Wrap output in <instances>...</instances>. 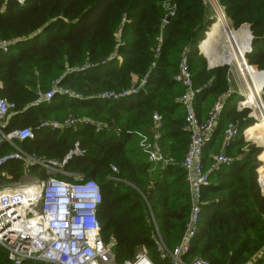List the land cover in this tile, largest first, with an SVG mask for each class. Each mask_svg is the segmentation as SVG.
<instances>
[{
    "label": "trees",
    "instance_id": "16d2710c",
    "mask_svg": "<svg viewBox=\"0 0 264 264\" xmlns=\"http://www.w3.org/2000/svg\"><path fill=\"white\" fill-rule=\"evenodd\" d=\"M166 1L24 0L20 3L0 0V39L15 41L7 54L0 52V98L16 106V115L4 132L33 129L44 120L50 121L47 116L58 112L59 108L62 111L90 109L104 123L113 124L99 132L91 124L76 130L36 129L35 139L20 146L28 154L62 161L76 144L79 145L83 156H74L65 171L99 184L103 196L98 211L102 237L106 244L114 246L119 262L133 259L142 248H146L149 255L155 250L156 234L148 205L170 248L180 243L189 217L188 189L182 169L177 166L170 172L172 165L167 164L155 171L140 148L139 139L130 133L149 132L153 113L162 114L164 154L168 150L177 163L183 160L189 136L182 130L185 115L178 104L183 88L175 83L174 77L184 51L192 50L190 65L195 84L213 80L198 96L199 117L202 115L200 103L205 107L211 96L226 89L224 70L228 68L206 72L204 62L198 60V42H201L200 51L213 66L226 57L230 64L237 63L240 73L252 83L241 105L260 107L264 116L259 102L261 98L264 103V0H219L223 10L217 13L219 19L203 0H171L176 14L164 28V40L157 55ZM224 13L235 30L243 25L250 27L254 38L250 53V33L244 28L230 34L226 20H222ZM124 21L119 42L117 34ZM224 32L226 42L231 43L228 49H220L219 45ZM194 63L196 75L192 70ZM56 79L63 87L82 93L86 98L106 87L122 90L144 79L147 83L139 95L119 101H75L56 96L51 103L32 106L38 94L46 92ZM235 99L237 101L238 97L226 102L214 139L205 149L206 162L214 152L221 150L215 151L223 122V131L228 123L240 128L236 143L244 141L243 132L247 130V138L263 148L261 159H264V134L261 133H264V120L254 122L249 118L250 110L240 112L235 104L229 106ZM55 100H60V105L56 106ZM9 151L4 145L0 155ZM253 154L244 161L237 159L232 167L212 176L209 187L203 192L200 232L184 259L186 262L203 258L210 264H247L249 261L252 262L249 264H264V197L256 173L260 162L257 154ZM114 167L118 169L117 174L112 172ZM258 174L264 194V166ZM32 175L45 177L38 167L33 169ZM22 176L23 165L15 162L4 168L1 180L9 185ZM167 176L172 178L169 184L165 182ZM113 178L119 182L114 183ZM121 181L129 182L132 187ZM175 186L183 187V198L174 193L179 190ZM0 264H11L8 252L1 246ZM163 264L170 262L163 261Z\"/></svg>",
    "mask_w": 264,
    "mask_h": 264
},
{
    "label": "built area",
    "instance_id": "2783aa9c",
    "mask_svg": "<svg viewBox=\"0 0 264 264\" xmlns=\"http://www.w3.org/2000/svg\"><path fill=\"white\" fill-rule=\"evenodd\" d=\"M17 1L24 3V0ZM208 2L215 9H220L218 0H208ZM175 14L174 9L170 10V15L162 20L157 55L164 40V28ZM124 24L125 21L122 22L118 34L119 42ZM14 44V41L0 39V52L7 54ZM251 51L252 48L248 53ZM190 55V49H186L182 54L174 81L183 88V94L178 102L185 112L182 130L189 136V144L182 168L191 193V210L183 236L176 247L170 248L160 233L154 237L155 253L162 261H169L170 264H210L203 258H195L190 262L184 259L190 254L200 232L203 192L209 187L214 174L233 166L235 161L227 151L233 147L241 134L237 124L228 123L224 132L222 150L211 155L209 162L205 161V149L214 139L229 96L219 98L207 112L206 117L199 118L195 102L208 85H205L201 91L196 90ZM146 83L147 80L144 79L138 87L130 90H110L86 98L83 94L67 89L60 81H56L49 91L38 94L32 106L51 103L58 95L75 101H119L139 95ZM15 110L16 106L13 103L0 98V148L7 145L11 149L8 153L0 155V246L8 252L11 264H154L146 248L137 251L131 260L118 261L114 246L106 244L101 233L98 211L103 196L99 184L95 180H88L78 174L65 171L69 161L74 156H83L84 152L76 144L74 150L70 151L62 161L47 160L35 154H28L19 144L35 139L36 135L32 128L16 129L8 134L4 132L8 118L15 113ZM152 119L153 131L150 135L140 131L130 133L140 138V146L148 155L150 162H164L159 146L163 116L156 112ZM90 123L93 122L70 116L62 122L42 121L38 128L52 131L69 128L76 130L81 127L80 125ZM95 125L97 131L105 127L110 128L103 123H95ZM246 131L243 132L244 138L247 137ZM120 132L121 130L118 129L117 133ZM15 162L22 163L23 176L19 181L5 185L1 180L2 171L7 165ZM35 167L43 171L44 178L32 175ZM112 172L118 173V169L114 167ZM115 180L119 182L118 179Z\"/></svg>",
    "mask_w": 264,
    "mask_h": 264
},
{
    "label": "rangeland",
    "instance_id": "374dc122",
    "mask_svg": "<svg viewBox=\"0 0 264 264\" xmlns=\"http://www.w3.org/2000/svg\"><path fill=\"white\" fill-rule=\"evenodd\" d=\"M204 1V4H208L210 5L214 15L218 18L217 16V13L218 12H222V7H221V3L219 4L220 5V9H215L209 2L208 0H203ZM219 1V0H218ZM219 3V2H218ZM172 1L171 0H167L164 4V9H165V17L164 19L170 15V10H175V7H173L172 5ZM214 19V17H213ZM226 20V27H227V31L231 34V32H241L242 29H247L249 28L248 25H243L241 28L235 30L234 28L231 27L230 23H229V20L227 19L226 17V14H224V16L222 17V20ZM213 21H216V18L213 20ZM223 32V31H222ZM220 37V36H219ZM204 39H206V35L204 37ZM227 38H226V35H225V32L222 34V37L219 38V45H221L220 49H224L226 47V49L230 48L231 47V43L229 42H226ZM201 42H198L197 45L200 46ZM245 44L243 43V46L242 48H244ZM241 48V50H242ZM187 49H190L191 48H187ZM198 49V52H197V56H198V60H201V62H204V66H205V69H206V72H211L213 70H216V69H211L210 66L212 67L213 65L210 63V61H208L209 58H207L205 56V54L203 52H201L199 50V47H197ZM251 49V48H250ZM192 51V50H191ZM207 54L209 55V51L207 52ZM248 53L245 54V57ZM239 60V59H238ZM247 60V59H245ZM230 64L229 62V59L226 57L225 60L220 63L219 65H223V64ZM178 64V63H177ZM217 65V66H219ZM178 67V65H177ZM215 67V66H213ZM224 67L228 68V70H224V72L226 73V77H227V87L225 90L223 91H220L218 92L216 95H213L211 96L207 101H209L205 107H204V103H200V109H201V114H206L205 111H209L210 108L212 107V105L214 104L215 101L219 100V98L223 97V96H229V98H233V97H238V102L236 101V99L234 101H232L233 104L229 105V106H232L235 104V107L237 108V111H242V110H245V109H248L250 110L251 114L249 115V118H252L254 122H256L257 120H261L263 119L264 120V116H261V108H252V107H249V106H242L241 104L242 103H245L246 101V95L250 93V91H248V87L251 86V80L246 78L245 76H243L239 69L238 68V65L236 62H233V64H230V66L228 65H225V66H219V67H216L217 69H223ZM196 69H197V65L196 63L192 64V70L194 72V74L196 75ZM262 73V72H260ZM61 77H58V80H61L60 79ZM57 80V79H56ZM55 80V81H56ZM57 80V81H58ZM52 82V84L47 88V91H49L53 84L55 83ZM213 80H210L209 82H207L206 84H198L197 81H196V90H199L201 91L205 85H211V82ZM141 83H139L138 85L136 86H132V87H128V88H125V89H122V90H130V89H133V88H136L140 85ZM67 89H70L68 87H65ZM110 90H117L116 88H109V87H106L104 89H102L101 91L97 92V93H94V95L92 96H95L99 93H102V92H105V91H110ZM46 91V90H45ZM46 91V92H47ZM117 91H121V90H117ZM45 92V93H46ZM79 93V92H78ZM82 94V93H81ZM201 94V93H200ZM60 96V95H58ZM86 97V96H85ZM198 99V97H197ZM196 99V101H197ZM262 99L260 98L259 99V102H260V105L262 106V108H264V103L261 101ZM55 104L56 106L57 105H60V100H55ZM200 101V100H199ZM237 102V103H236ZM64 110V109H63ZM70 116H73V117H79L81 119H84V120H92L93 122H96L94 120H100L99 117L96 116V113H94L92 110L90 109H86V110H72V111H62V108H59V111L56 112V113H51L47 116V119L48 120H61V119H64L66 120L68 117ZM63 120V121H64ZM103 120V119H101ZM99 123H104V121H101ZM105 124H108V125H113V124H110V123H105ZM223 126H224V122H223V125H222V130L219 134V137H217V142H216V145H217V149L215 151H217L218 149L222 150L221 148V144L222 141L224 140L223 139V133L225 131H223ZM110 127V126H109ZM262 134H264L262 131H261ZM236 143V142H235ZM234 143V144H235ZM234 148V149H233ZM232 149H229L227 151L228 155L230 157H232L234 159V161L236 162L237 159H240V161H244V159H248V157L251 155V157H253V153H256L257 154V159L258 161L260 162V166L257 168L256 170V173H257V176H258V184H259V187H260V191H261V195L264 197V194H263V190H262V186H261V183H260V175L258 174V170L264 166V159H261V155H262V152H263V148L259 146L258 143H256V141L252 140V139H249V138H244V141L242 143H239L237 142L236 143V146L233 147ZM218 150V151H219ZM220 150V151H221ZM214 154H216V152H214ZM212 154V155H214ZM168 163H171L174 164V165H177V166H180L181 163H182V160L179 162V164H176L177 162L174 160V157L172 156V153L169 152L168 153ZM176 189H179V190H176L174 193L179 195L180 198H183V187L182 188H179L177 186H175ZM174 200H171V203H173ZM150 257L152 259V261L154 262V264H163V261L159 258V256L155 253V250L154 251H151L150 252ZM254 258V257H253ZM257 260V259H255ZM251 261L247 262V264H249ZM252 263V262H251Z\"/></svg>",
    "mask_w": 264,
    "mask_h": 264
},
{
    "label": "crops",
    "instance_id": "0c3cea01",
    "mask_svg": "<svg viewBox=\"0 0 264 264\" xmlns=\"http://www.w3.org/2000/svg\"><path fill=\"white\" fill-rule=\"evenodd\" d=\"M120 29H121V27H120ZM120 29H119V31H118V34H119V32H120ZM118 34H117V36H118ZM15 42V41H14ZM219 66H223V65H219ZM219 66H215L214 68H212V69H215L216 67H219ZM230 66V65H229ZM178 104H179V102H178ZM196 104H197V101L195 102V108H196ZM180 105V104H179ZM183 108V107H182ZM197 111V110H196ZM206 112V114H207V111H205ZM156 113V112H155ZM158 113V112H157ZM183 113H184V115H185V112H184V110H183ZM154 114V113H153ZM160 114V113H159ZM198 114V113H197ZM206 114H202L201 115V117H199L200 119H203V118H205L206 117ZM16 115V113H14V114H12L9 118H8V121H7V124L9 123V121L11 120V118H13L14 116ZM162 115V114H161ZM153 116V115H152ZM163 116V115H162ZM44 121H46V120H44ZM50 121H57V120H50ZM92 121V120H91ZM58 122H62V121H58ZM93 122V121H92ZM95 123H99V122H93V123H90L91 125H93V126H95L96 127V125H95ZM89 124V125H90ZM103 124H105V123H103ZM164 117H163V129H162V131H161V139L159 140V146H160V148H161V151H162V153H163V156H164V162H150V160H149V157H148V160H149V162L151 163V164H153L154 165V169H155V171H157L161 166L163 167V166H166L167 165V163H168V161H169V159H168V153H169V151L167 150L166 151V155L164 154V151H163V148H162V145H161V142H162V139H163V130H164ZM38 125V124H37ZM105 125H108V124H105ZM80 126H83V127H85V126H87V125H80ZM108 126H110L111 127V125H108ZM107 126V127H108ZM106 128V127H105ZM104 128V129H105ZM39 129V128H38ZM103 129V130H104ZM40 130H42V129H40ZM103 130H101V131H103ZM117 131V130H116ZM152 131H153V119H152V128L150 129V131L149 132H144V133H148L149 135L152 133ZM96 132H99V131H97V128H96ZM135 135V134H134ZM138 139H139V141H140V138L137 136V135H135ZM21 144H23V143H20L19 145H21ZM139 146H140V143H139ZM3 147V146H2ZM1 147V148H2ZM140 148H141V146H140ZM142 149V148H141ZM11 150V149H10ZM143 151V150H142ZM143 153H144V151H143ZM144 154H146V153H144ZM147 155V154H146ZM148 156V155H147ZM184 159V158H183ZM209 160H210V158H209ZM182 162H183V160H182ZM169 164H171V163H169ZM176 164H179V163H176ZM176 167H177V165H174V164H172V166H171V169H170V172L171 171H174V168L176 169ZM181 169H182V171L184 172V170H183V168H182V163H181V165L179 166ZM114 174H117V173H114ZM184 174H185V172H184ZM116 179V178H115ZM114 178L112 179V181L114 182V183H118L116 180H115ZM172 181V178L170 177V176H167V177H165V182H167L168 184L170 183ZM122 183H126L128 186H130V187H132V185L129 183V182H126V181H121ZM185 182H186V180H185ZM186 186H187V189H188V198H189V205H190V210H191V193H190V190H189V187H188V185H187V183H186ZM185 186V187H186ZM148 209H149V214H150V221H152V223H153V227H154V235L155 234H157V233H162L161 231H160V227H159V225H158V223H157V221L155 220V218H154V215H153V213H152V210H151V208H150V206L148 205ZM156 236V235H155ZM162 236V235H161ZM163 238V237H162ZM164 240V239H163Z\"/></svg>",
    "mask_w": 264,
    "mask_h": 264
},
{
    "label": "water",
    "instance_id": "95a60500",
    "mask_svg": "<svg viewBox=\"0 0 264 264\" xmlns=\"http://www.w3.org/2000/svg\"><path fill=\"white\" fill-rule=\"evenodd\" d=\"M248 32L250 33V44H249V46L252 48V41H253V36H252V34H251V31H250V27L248 28ZM200 47V46H199ZM200 50V49H199ZM225 65H230V64H227V63H225V64H223V66H225ZM210 68L212 69V68H214V67H211L210 66ZM244 107V106H243ZM38 127H39V124L38 125H36V126H34L33 127V130H36V129H38Z\"/></svg>",
    "mask_w": 264,
    "mask_h": 264
},
{
    "label": "bare ground",
    "instance_id": "6f19581e",
    "mask_svg": "<svg viewBox=\"0 0 264 264\" xmlns=\"http://www.w3.org/2000/svg\"><path fill=\"white\" fill-rule=\"evenodd\" d=\"M218 35L220 36V34L218 33ZM241 41H242V37H240ZM243 49V48H242ZM213 67V66H212ZM263 132V131H262Z\"/></svg>",
    "mask_w": 264,
    "mask_h": 264
}]
</instances>
